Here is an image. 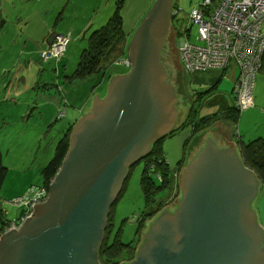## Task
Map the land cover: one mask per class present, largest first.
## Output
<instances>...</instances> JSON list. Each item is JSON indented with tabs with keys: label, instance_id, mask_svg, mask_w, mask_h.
<instances>
[{
	"label": "water",
	"instance_id": "water-1",
	"mask_svg": "<svg viewBox=\"0 0 264 264\" xmlns=\"http://www.w3.org/2000/svg\"><path fill=\"white\" fill-rule=\"evenodd\" d=\"M175 1L156 0L142 20L129 44L131 70L115 74L105 99L97 96L77 123L47 201L0 238V264H99L110 208L129 167L187 111V80L171 46ZM182 189L177 208L151 221L139 261L130 264H264L263 232L250 209L258 179L237 146L222 134L206 135Z\"/></svg>",
	"mask_w": 264,
	"mask_h": 264
},
{
	"label": "crops",
	"instance_id": "crops-1",
	"mask_svg": "<svg viewBox=\"0 0 264 264\" xmlns=\"http://www.w3.org/2000/svg\"><path fill=\"white\" fill-rule=\"evenodd\" d=\"M21 1L23 0H0V158L8 168L6 180L0 190V203L8 216H10V210L7 205L14 206L12 212L16 211V208L19 207L12 203L14 199L24 195L31 185H43V169L52 159L47 162L48 160L41 154L39 148L44 147L45 144L47 146L45 148L48 149L52 144L54 145L53 139H56L58 144L62 138L56 127L61 97L51 91L45 93L40 88L41 81L44 80L46 74L43 70L45 67L49 66V69L52 67L41 60V52L47 49L53 38L50 31L56 28L57 31L71 33L74 43L79 42L81 37L85 40L88 32L90 34L92 30H97L107 24L113 15L111 9L116 8V2H111L108 11L98 19L97 8L89 5L91 0H50L46 3H39L40 5L37 4L38 2H32L29 6L19 8L18 2L21 3ZM88 5V14L82 18V21L80 20V24L76 23L73 19L74 13L79 10L83 11ZM123 14L125 15V13ZM99 24L100 26H98ZM139 25L140 23L136 22L134 32L131 30L129 33L125 21V32L128 35L126 54L133 38H131L132 33L134 36ZM31 45L34 50L29 49ZM80 45L82 49L88 46L85 43L83 45L80 43ZM125 53L120 55L122 58H120V62L111 65L106 73L96 75V77L99 75L102 77L96 81L95 87L97 88L90 91L93 98L102 97L101 93L105 94V92L106 97L114 75L124 74ZM80 55L76 61L75 59L71 61L76 68ZM69 65H67L68 68H65L67 77L71 76L76 69L74 68L69 73ZM239 73L240 69L234 63L225 70L211 69L194 73L193 88L186 100L187 111L180 126L188 120L193 108L198 106L200 118H213L233 109L235 107L234 86ZM93 78L94 76L90 79ZM104 87L106 89L103 93ZM186 97L187 93L184 95V98ZM254 99L255 106L242 112L237 123L229 119L217 120L201 132L193 133L192 138L188 141L184 156L188 153V160H190L194 149L203 143L206 135L212 132L222 134L229 146H237L240 158L242 144H249L258 139L264 140V77L260 75L257 79ZM48 107H53L55 110L50 118L45 117L44 109H49ZM86 111H90V108ZM31 121H34L33 125H30ZM189 128L193 130L191 126ZM56 129L58 132H55ZM28 135L30 137L26 138ZM11 136L16 137L15 140L21 137L19 144L21 140H25L26 153L24 155L15 154L11 157L12 152H7L9 149L7 140ZM184 160L181 161L178 169L172 168L170 164L176 178H180L188 167ZM260 183L262 182L258 179V187ZM16 219L19 217L13 220ZM262 224L264 225L263 220L261 226L259 224L258 226L263 232L264 244Z\"/></svg>",
	"mask_w": 264,
	"mask_h": 264
},
{
	"label": "rangeland",
	"instance_id": "rangeland-1",
	"mask_svg": "<svg viewBox=\"0 0 264 264\" xmlns=\"http://www.w3.org/2000/svg\"><path fill=\"white\" fill-rule=\"evenodd\" d=\"M50 0H23L21 3L18 2L19 8L29 6L32 2H38L39 3H46ZM92 2L89 4L92 7L97 8L99 18H102L104 14L108 11V6H110L111 2H116L120 0H91ZM124 1V9L122 13H125V21L127 30L134 32V27L136 25V22L140 23L145 18L146 14L149 12V10L153 7L155 0H122ZM87 2V1H86ZM200 2V0H176L177 7L179 8V14L173 19L172 25L175 30L171 46L174 48L175 51V57L180 61L181 65L183 64V61L180 59L179 51H180V45L184 41L183 38H187L192 43L199 44L200 42L197 40L198 35V28L197 26H193L190 24L189 20V14L191 13L192 9ZM89 5L86 9L83 11H78L74 13V21L78 24H80V20L82 21V18H85V16L88 14ZM91 7V8H92ZM126 9V11H125ZM125 11V12H124ZM17 12L19 10L17 9ZM111 12H115V9H111ZM73 14V13H72ZM173 14L175 15V11H173ZM107 22V21H105ZM135 24V25H134ZM100 26V24L98 25ZM190 29V31H187ZM137 30V29H136ZM94 30H92L89 34L87 33V37L85 40L81 38L79 42H73L69 48V53L66 55L64 60L60 63L59 68H61L60 72L57 73L56 71V62H54V67L49 69L46 72L45 78L43 81H41V85H47L48 87L51 86L53 90L51 92L58 94V87H60L62 90L60 95H65V98L67 99V104L65 101H61L60 106L62 107V110L57 115L58 119L56 124V127L60 131V137H62V134L64 130H66L71 124L74 122V119L81 120L83 119L89 112L92 111L96 97L93 98V95L90 91H93L96 85V81L101 79L102 75H99L96 77L94 75L93 79H86V80H80L76 79L73 83L67 79L65 68H68L67 65L70 67V72L73 71L74 65H72V59H76L79 57L80 53H82L83 49L80 45V43L83 45L84 43L88 45L89 38ZM136 32V31H135ZM188 34L190 36H188ZM133 37V33L131 38ZM83 41H85L83 43ZM38 48V47H37ZM29 49H33L32 45L29 47ZM34 50V49H33ZM37 51V49H36ZM13 53V52H12ZM78 65V64H77ZM76 65V66H77ZM184 65V64H183ZM182 65V67H183ZM131 67V64H129ZM188 90H187V97L184 98V100H188V96L191 93V88H193V74L197 72H188L185 71L183 68ZM211 70V69H209ZM208 70V71H209ZM205 72V71H203ZM261 77H264V72L259 74ZM57 84V85H56ZM106 87L103 88L102 92L104 93ZM185 93V95H186ZM106 94V92H105ZM105 94H102V97H99L100 100L105 99ZM59 95V94H58ZM107 96V95H106ZM64 97V96H63ZM93 98V99H92ZM64 99V98H63ZM49 109H44L45 111V117L50 118L52 117L55 110L53 107H48ZM90 108V111H86ZM66 111V115L61 118L62 112ZM68 112V115H67ZM30 119V118H29ZM34 121L30 122V125H33ZM180 126V123L177 127ZM188 131V132H187ZM15 132V131H13ZM55 132H58L56 129ZM186 132V133H184ZM237 135V134H236ZM193 136V130L189 127L180 128L175 134L168 136L163 141L164 146V152L167 155L168 162L171 164L172 168L178 169L179 164H181V161L183 162L185 158V164H188L189 162V154L187 153L186 156H184V152H186L187 145L189 144L188 141ZM30 135L26 136V138H29ZM16 137L11 136L7 140V152H12L11 157H13L15 154L18 156L24 155L26 153L24 147H26L25 140H21L19 144V140H15ZM54 145L52 144L50 148L46 149L47 146L44 144V147H40L39 150L42 152L41 154L48 160L49 162L55 155L57 142L56 139L52 141ZM46 146V148H45ZM241 147V146H240ZM153 150V149H152ZM152 152V151H151ZM150 152V153H151ZM149 153V154H150ZM148 154V155H149ZM149 157V156H145ZM242 159V158H241ZM146 160H141L131 167H129L128 170V179L126 181V185L123 188V192L117 201V203L113 206V212L112 214V221L113 229L111 232V236L114 237L117 231L120 232L121 240L123 244H129L132 243V246H135L140 239H143L144 241V234L145 231L149 228L151 221H153L158 215H160L164 209L169 208L170 210L177 208L178 201L183 197V189H182V181H183V175L181 174L179 180H178V187L170 188V189H164L162 191L156 190L153 185H150V194L146 195L144 192V187L142 183V177L144 172L146 171ZM173 171V170H172ZM178 172V171H176ZM149 174L151 175L152 181L156 183V187H159L162 185V178L159 175V171L155 167H151L149 170ZM158 189V188H157ZM164 202V208L157 213V215H154L151 217V219L144 222V229L142 230L141 235L137 233V231L140 229V222L141 217L144 215V213H148L152 210V208L157 207L159 202ZM7 207L10 210V216H8V219L13 221L14 218L20 217L22 213V209L16 208V211L12 212L14 209V206L7 205ZM250 209L254 211V214L256 215V219L258 221V224L261 226L262 220L264 221V183H260L258 187V194L251 200L250 202ZM262 227L264 225L262 224ZM142 241V242H143ZM264 247V244H263ZM127 254L125 253L123 258H125ZM129 257V256H128Z\"/></svg>",
	"mask_w": 264,
	"mask_h": 264
},
{
	"label": "trees",
	"instance_id": "trees-1",
	"mask_svg": "<svg viewBox=\"0 0 264 264\" xmlns=\"http://www.w3.org/2000/svg\"><path fill=\"white\" fill-rule=\"evenodd\" d=\"M204 1L205 0H200V2L192 9L191 13L189 14L190 24H192L193 26H197L198 34H199V26L192 22L191 15L195 9L205 8ZM123 9H124V1L122 0L117 1L115 12L113 13L112 17L109 19L107 24L92 32L89 38L87 48H84L80 55V60L78 62L77 68L75 69L74 73L71 76L67 77L69 81L74 82L76 81V79L86 80L88 78L93 77L94 75H98V74L103 75L104 73H106V71L109 69L111 65L120 62V60L122 59L120 55L124 54L126 52L125 51L126 47H128L126 45L127 44L126 38L128 35L125 32V20H124V16L122 13ZM208 10L210 11V8H208L206 12ZM173 11H175L176 13L175 15L173 14ZM179 12H180L179 8L177 7L176 1H175L173 10H172L171 22L179 14ZM187 31H190V29H188ZM50 34H53L51 44L47 47V49L41 52V60L47 65H50V67L52 65L51 68L54 67V62H56L57 63L55 64L56 71L57 73H59L61 70L59 68V65L64 60L66 55L68 54L69 48L71 44L74 42V38L71 33L60 32V31H57L56 28H53L50 31ZM62 35L68 37L70 40L69 45L66 51L64 52V55L60 59L55 58V57H49L48 59H46L43 56V54L45 52H49L52 48L53 43L55 42L56 37L62 36ZM188 36L190 35L188 34ZM197 38H198V35H197ZM185 39L189 41L187 38ZM189 42L192 43L191 41ZM193 44H197V43H193ZM128 60H129V51L123 59V63H124L123 65L126 64L125 69H124V74L129 73V71L131 70V67L127 64ZM48 70H49V66L45 67L43 72L46 73ZM263 72H264V56L262 60V65L257 73L256 78L258 79L259 74ZM257 79H256V83H257ZM235 87H236V82L234 86L235 107L233 109L221 115H216L213 118H200L198 116L199 106L197 108H193L188 120H186V122L183 125L176 127L168 136L175 134L180 128H185V127H190V126L193 128V133L196 134L198 132H201L204 128L208 127L211 123L217 120H222V119H229L233 121L234 123H237L239 121L241 113L244 111H240L236 107ZM40 88L45 93H48V91L53 90L51 86L48 87L47 85H44V86L41 85ZM62 90L63 89L58 87L57 91L59 95L61 94ZM55 94L58 95L57 93ZM60 97H61V101L64 100L65 103L67 104L68 101L65 98V95H60ZM254 102H255V99H254ZM61 110H62V107L60 106L58 114L60 113ZM64 115H66V111L62 112V114L60 115L61 118H63ZM67 115H68V112H67ZM78 122L79 120L74 119V122L71 124V126H69L66 130H64V134L62 135V138L60 139L56 147V152H55L54 157L43 169V172H42L43 185L41 186L31 185L27 189V191L24 193V195H22L19 198L27 197L31 194L30 193L31 191L33 192L39 189L46 190L47 194L45 195V198L49 195L50 186L52 182L54 181L55 177L57 176L58 172L60 171L69 153L71 142H72L71 134ZM167 137L154 143L152 146L153 147L152 152L149 155H147L149 157H143L141 159V160L147 161L146 171L144 172L143 177H142V183H143L142 185L144 187V192L146 193V195L150 194V185H153V190L155 188L156 190H159V191H162L165 188L166 189H170L174 187L177 188L179 185L178 183L179 178H176V176L173 174L172 168L170 167V163L168 162L165 152H164L163 141ZM240 148H241V158H242L244 165L247 168H249L251 171H253L257 175L258 179H260V181L264 183V140L258 139L256 141H252L249 144H242ZM152 166L157 168L159 171V175H161L162 185H160L159 187H156V183L152 181L151 175L149 174V170ZM7 174H8V168L3 164L0 158V190L6 180ZM126 181L123 185V188L126 185ZM123 190L124 189H122L121 193L118 195V197L116 198V200L114 201V203L111 205V208H110V213L108 215V221H107V228L105 230V238L98 251L99 264H123L126 262H129L127 264L133 263L137 261L139 251L141 247L144 245V243L142 242L143 239H140L139 242L135 246H132V243L123 244L121 240V236H120V232L123 230L117 231L114 237H112L113 235L111 236L110 229L111 231L113 229L112 228L113 224L111 223L112 217H113L112 214H114L113 206L119 200ZM14 200L12 201V203L16 205L17 207H19L20 209H22L21 216L19 217V219L10 221L8 219L7 213L4 212V209L3 207H1V203H0V216H1L0 238L3 236L5 231L10 227V224L12 222L21 220L23 215H25L26 212H29L28 206L26 205L18 206L17 204L14 203ZM164 206H165L164 202L160 201L157 207L152 208V210L148 213H144V215L141 217V222L139 224L140 229L137 231L138 235L139 234L141 235L142 230L144 229L143 227L144 222L148 221V219L150 220L151 217H153L159 211H161L164 208ZM125 253L127 254V256L123 258ZM142 262L143 263L147 262V258L143 259Z\"/></svg>",
	"mask_w": 264,
	"mask_h": 264
},
{
	"label": "built area",
	"instance_id": "built-area-1",
	"mask_svg": "<svg viewBox=\"0 0 264 264\" xmlns=\"http://www.w3.org/2000/svg\"><path fill=\"white\" fill-rule=\"evenodd\" d=\"M204 5L206 9H195L191 15L192 22L199 26L200 43L193 44L183 38L179 47L183 67L193 73L227 69L236 64L240 69L235 87L236 107L240 111L248 110L255 105L256 77L264 56V0H205ZM208 8L210 11L206 12ZM69 42L68 37L57 36L51 50L43 56L60 59ZM30 193L14 200L18 206H28L29 212L12 222L3 235L19 230L31 218L35 207L45 203L49 196L45 198V189Z\"/></svg>",
	"mask_w": 264,
	"mask_h": 264
},
{
	"label": "flooded vegetation",
	"instance_id": "flooded-vegetation-1",
	"mask_svg": "<svg viewBox=\"0 0 264 264\" xmlns=\"http://www.w3.org/2000/svg\"><path fill=\"white\" fill-rule=\"evenodd\" d=\"M171 28H173V25H172V22H171ZM173 30H174V28H173ZM174 32H175V30H174ZM170 36L168 35V39H167V42H168V44H170ZM171 43H173V42H171ZM164 58V57H163ZM165 59V58H164Z\"/></svg>",
	"mask_w": 264,
	"mask_h": 264
},
{
	"label": "clouds",
	"instance_id": "clouds-1",
	"mask_svg": "<svg viewBox=\"0 0 264 264\" xmlns=\"http://www.w3.org/2000/svg\"><path fill=\"white\" fill-rule=\"evenodd\" d=\"M130 61V60H129ZM131 64V63H130ZM161 176V175H160Z\"/></svg>",
	"mask_w": 264,
	"mask_h": 264
}]
</instances>
